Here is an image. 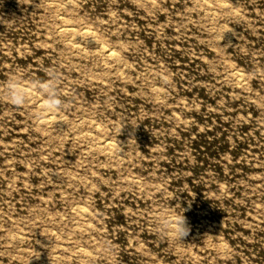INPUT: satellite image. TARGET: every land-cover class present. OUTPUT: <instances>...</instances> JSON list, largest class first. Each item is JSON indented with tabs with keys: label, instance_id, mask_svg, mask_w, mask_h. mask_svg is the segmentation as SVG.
I'll list each match as a JSON object with an SVG mask.
<instances>
[{
	"label": "rangeland",
	"instance_id": "1",
	"mask_svg": "<svg viewBox=\"0 0 264 264\" xmlns=\"http://www.w3.org/2000/svg\"><path fill=\"white\" fill-rule=\"evenodd\" d=\"M12 76L0 264H264V0H0Z\"/></svg>",
	"mask_w": 264,
	"mask_h": 264
},
{
	"label": "clouds",
	"instance_id": "2",
	"mask_svg": "<svg viewBox=\"0 0 264 264\" xmlns=\"http://www.w3.org/2000/svg\"><path fill=\"white\" fill-rule=\"evenodd\" d=\"M0 89L3 90L9 102L15 105L25 102L27 93L16 76L9 77L3 85H0ZM44 90L48 91L49 89L45 87ZM176 205L163 201L156 202L149 210V215L157 235L170 242L179 243L183 242V238L189 234L190 226L184 214L186 209L183 208V212L178 211Z\"/></svg>",
	"mask_w": 264,
	"mask_h": 264
},
{
	"label": "bare ground",
	"instance_id": "3",
	"mask_svg": "<svg viewBox=\"0 0 264 264\" xmlns=\"http://www.w3.org/2000/svg\"><path fill=\"white\" fill-rule=\"evenodd\" d=\"M66 22V21H65ZM74 27H76V26H74ZM74 27H72V28H74ZM86 28V27H85ZM84 28V30H83V33L85 34V35H89L90 34V32H89V29H85ZM90 28V27H89ZM63 30H65V31H67V32H70L71 31V27L70 26H67V25H65L64 26V28H63ZM75 30V29H74ZM91 31V30H90ZM94 31V30H93ZM95 32V31H94ZM72 36V38H73V35H71ZM71 38V37H70ZM73 42V41H72ZM78 44V43H77ZM75 45H76V43H75ZM102 45V44H101ZM79 46H81V45H79ZM100 51L102 52V54L106 57V58H115V51H113L112 49H110L109 48V46H106V44H105V46L103 45V46H100ZM237 73V72H236ZM239 74V73H238ZM241 78V77H240ZM243 78V77H242ZM237 79V78H236ZM240 80V79H239ZM242 80V79H241ZM29 90V89H28ZM27 90V91H28ZM41 101V100H40ZM40 103V102H39ZM42 103H43V101L40 103L41 105H42ZM42 110H45V109H42ZM46 112V111H45ZM49 112V111H48ZM48 114H50V112L48 113ZM43 116V115H42ZM45 116V121H48V120H50V116L49 115H44ZM55 116V115H54ZM43 119V120H44ZM41 120V119H40ZM42 122V121H41ZM49 122V121H48ZM50 122H52V121H50ZM109 141V140H108ZM105 142V144L104 145H106V146H109L110 145V143L111 142ZM102 142V141H101Z\"/></svg>",
	"mask_w": 264,
	"mask_h": 264
}]
</instances>
